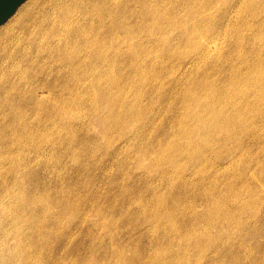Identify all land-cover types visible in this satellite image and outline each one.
<instances>
[{
  "label": "rangeland",
  "instance_id": "rangeland-1",
  "mask_svg": "<svg viewBox=\"0 0 264 264\" xmlns=\"http://www.w3.org/2000/svg\"><path fill=\"white\" fill-rule=\"evenodd\" d=\"M35 1L37 0H26L23 4H21L17 8L16 12L4 24L0 26V33L5 28H9L11 27V25L13 26L20 15L23 14L26 9ZM238 11L240 12L228 11L226 16L219 20L218 24H206V28H201L199 29L200 31L194 32V36H190L192 38L191 41L187 38L189 36L188 34L191 35L190 32H193V30L191 29V24H186L188 26L187 28H179L181 26H184L182 24L178 25L179 27H177V29L176 27H174L167 31L163 30L161 34L164 40L162 47L164 46V48H162L163 50L161 49V54L159 53L158 55H152V57L146 61H136L126 58L118 59L116 61L117 64L114 62L112 67V74L116 79L111 78L114 77L113 75L109 77H100L101 85L99 89H97L98 92H85L86 94H84V97L86 95L87 96L85 99L83 98L84 101H80V105L77 104L70 108H53L55 106L49 104L38 105L28 103L24 105H16L12 108L5 106L2 109L3 114L0 116V144H3L1 149L2 152L6 153L5 151H8L6 145H8L9 143L13 141L14 143H17V145L14 144V168L12 167V169L9 170V164L8 162H6L5 168L3 169V175L8 177L9 180L12 178V180L15 181V184L17 186H15V188L18 191V199H26L28 205L32 203L29 208L31 207L30 213L33 220L36 221V219H38L37 222H45L49 217V219L47 220L48 224L46 225L45 223L46 228L42 227L40 229H36L34 232L35 239L37 241L40 239L41 240L38 242L33 241V243L27 247L28 249L26 248L27 251L24 250L22 252L23 259L20 258L17 264H264V98L260 97L261 95H264V90L262 91V89H264V87H262L264 86V84L262 86H259L251 82L248 86H240V89H244L246 91L247 96L245 95L244 98L249 97V100L256 102V108H254V110L250 111L249 114H247L249 125L242 126L241 124L239 125V123H237L238 128L237 126L236 128L238 129V131L236 129L235 132L233 131L232 133H230L231 135L226 134L227 132L221 133L225 135H222L223 137L221 135L219 136L223 141L227 139L226 136H229V139L224 142H222L219 138L218 143H222L221 145L223 149L217 143V140L215 143L213 142L215 145L211 143L215 148H212L213 146H209V149H207V145L204 146L203 144L204 139L202 138V134L200 136L198 135L201 142L199 141V138H196L197 135L196 137L194 136L195 139H191V141L193 140V143L195 140L194 144H196L197 142V144L204 146L205 149H207L205 154L206 157L209 155L207 158H209L211 162H207V160L203 162L188 161L189 152L187 153V151L184 150V147L185 149L187 147L188 149H192L195 145L192 147L190 145V142H188L187 146V141H184L185 139L183 138L181 139L183 127L181 126V123H179L182 122V114L184 109L183 103L185 101L188 90H193L201 94L205 93V90L209 91L208 89H210L211 92L209 91L208 93L206 91V93H208L210 97L212 96V94V97H215L217 95L223 94L224 92H227L229 89H232V86L228 87V81L230 86V82L235 77V75L254 76L258 69L260 70V68L262 69L263 67L264 70V66H262V64L264 65V0H252L250 3L248 0L247 5ZM178 33L179 36H177ZM185 34L187 35L185 36ZM171 37L176 38V41ZM256 38L257 40L253 42V40H255ZM185 39L187 41V44L186 41H184ZM167 40L169 42H167ZM194 41L203 42V45L205 47L199 49L194 44ZM239 43H241V46L239 45ZM166 44H168L167 48L165 47ZM257 44H259V46ZM170 45H172V47H170ZM212 47L213 49H211ZM206 51H208V53ZM162 54L165 57H163ZM170 54L171 56H169ZM191 61L193 64L191 63ZM252 62L255 64L253 65ZM169 64L172 65L169 66ZM232 66L235 68L233 69ZM144 67L150 70L148 71ZM133 74L137 77H135ZM185 77L188 78L186 79ZM110 79L112 80V86L110 85V83H108L111 82ZM156 80L158 81L156 82ZM204 83L206 84V86ZM183 85L185 86L184 88ZM114 87L115 89H112ZM143 87L146 89L143 90ZM100 88L104 90L100 91ZM204 88L205 90H203ZM201 89L204 92H201ZM258 89L260 90L259 92ZM106 90L108 93L106 92ZM110 90L113 91V95L111 94ZM100 93L101 96L99 95ZM110 95H112L113 99H111ZM97 96H100L99 99L97 98ZM105 96L109 98L107 99V101H105ZM101 97H105V99L103 98L104 101H101V103H105L108 101L111 102L110 107H108L109 111L107 110V105L109 106V102L101 104L99 101L102 100L100 99ZM112 100H115L116 102H112ZM93 104L94 106L90 107ZM99 105L103 106L100 108ZM79 106L82 109L79 108ZM63 108L66 110V112H64L65 110ZM123 108L127 111L126 113ZM21 110L24 114L26 113L25 118L23 117L24 114H22V116V112H19ZM67 111H70V113L68 114ZM112 111L115 112V115L114 113H112ZM9 113H11V117L9 116ZM60 113L62 115H60ZM66 113V117H63V115ZM57 114L59 115L58 117ZM78 114L81 115L79 116ZM179 114L181 116L180 118H178ZM103 115L105 117L107 116L106 120H104L106 122L103 121V119L105 118L103 117ZM123 118H125L126 120ZM141 118H143L142 121ZM113 121L115 122L113 123ZM128 121L130 123L132 122L134 125L131 123L132 126H129L130 123ZM16 124H18V126H16ZM106 125L109 127L107 128ZM110 125H112V127H110ZM134 127L135 132L131 131L134 129ZM240 128L242 129V133H245V135H242ZM262 128L263 130H261ZM10 129H12V131ZM67 129L69 131H67ZM128 129L130 131V134H127ZM251 129L252 132H250ZM65 130L68 133H66ZM27 131L28 133H26ZM108 131L111 133H109ZM239 132L242 136L239 134ZM233 133H236L235 136L233 135ZM22 134H24V136ZM197 139L199 142L197 141ZM241 140H243V142ZM174 143V147H176L177 149L174 151L179 150L182 152L180 153L181 155L179 157L181 159L183 158V156L187 157L186 159L184 157L182 159L183 161L180 160L179 157H177V160L175 158V163L170 159V150L172 148L169 149V147H171L170 145ZM229 144L230 146L228 147ZM189 146H191V148ZM226 146L230 151L225 148ZM232 148L233 150H236V152H234L237 155L235 156L234 160H232L233 158H231L233 157L232 153H234ZM160 149H162L163 151H160ZM166 149H168V153L166 152ZM224 149L226 152L224 151ZM209 151L211 152L209 153ZM241 151H245L244 155H247L251 158H248L247 156L245 157L244 155L242 156L241 154H243V152ZM27 152H30V154ZM165 152L167 154H165ZM219 152H222L221 155L223 154V157L220 161L216 159V157L218 158L217 154H219ZM26 153L28 154L27 156ZM183 153H185V155ZM154 154H157V156L155 155L157 160L154 157ZM163 154L166 156L164 157ZM228 154L230 155V157ZM158 155L161 159L158 158ZM140 158L143 160L140 161ZM237 158H240L239 160L242 162H240ZM162 159L163 163L161 164V166L159 163L162 162ZM166 159L169 162L167 163V168L164 166V163L167 166ZM146 160H148L149 162ZM235 160L236 163L238 162V165L236 163H232L235 162ZM144 162L145 164H143ZM138 163L140 164L139 166H137ZM239 163H242V165ZM178 164L183 168L180 167L179 169ZM246 164L249 165L247 166ZM170 165H172V167L174 166L175 168L173 169L172 167H170ZM192 165L195 168H192ZM160 166L161 170L158 169L160 168ZM232 168L235 170H233ZM258 168L260 169V171ZM175 169H177V171H175L177 173L174 172ZM183 169H185L184 172ZM195 170L197 174L199 171V175L196 174ZM152 171L153 173H151ZM258 171L262 175H259ZM238 172H240V174ZM20 174L25 175L21 176ZM231 176H233L234 179L231 178ZM16 181L19 183V185L22 186H19ZM209 182L211 184H209ZM215 183H218L217 186ZM234 185L236 186L234 187ZM22 189L24 190V192H22ZM153 189L155 190V192L152 191ZM212 189L214 191L217 190V193ZM222 189H224V191ZM229 189L234 193L232 191L229 193ZM254 189L257 190V193ZM235 191L237 192L235 193ZM208 192L214 194L208 195ZM249 194L252 196H250ZM173 195L175 196V198ZM157 196L160 198H157ZM176 196L179 198L176 199ZM227 197L228 199H226ZM162 199L164 200V202ZM39 200L41 205L40 203H37ZM132 201L137 202L138 204L133 203ZM52 203L53 205H51ZM68 203L71 204L69 205ZM49 205L50 207H48ZM209 205H211L212 207ZM144 206L146 211L143 208ZM215 206L218 207V210L217 208H215ZM33 207L35 210H33L34 212L32 211ZM213 208L214 211L210 212L213 210ZM222 210H224L223 212L225 216L222 214ZM98 212L100 214H98ZM143 212L146 214L145 217V214ZM32 213L34 214L32 215ZM228 213H230V215H228ZM190 214L191 216L189 217ZM218 214L220 216L216 218ZM220 217L221 222H219ZM105 220H108V222ZM166 220L168 222H166ZM206 221H209L210 225L209 222L207 223ZM49 222H53L51 223V226ZM106 223H108V225ZM150 223L152 224L151 226ZM52 224L54 226H52ZM174 224L176 226L178 224L177 227L179 229ZM240 224H242L243 226ZM189 226H191L193 229ZM217 227L219 228L217 229ZM215 229L217 231H215ZM221 229L224 231L221 232ZM191 230H194L195 232L193 231V233ZM43 231L46 233V236L44 235L45 233ZM174 231H176L177 233L175 232V234ZM207 231L208 233H206V235L205 232ZM226 231L229 233H227ZM38 232H40L41 234ZM231 232L233 234H230ZM172 233H174V235ZM224 234L226 235L225 238L222 236ZM235 235L237 237H235ZM168 236L170 239H168ZM233 236L234 238H231ZM54 237L55 239H53ZM210 237L213 238L211 239ZM97 238L100 241H98ZM135 243H138L137 246ZM191 243L193 244L191 245ZM180 246L182 247V249ZM112 247L114 249H112ZM208 249H212L213 251H208ZM5 255H7V253H4V256ZM27 256H31L28 262L27 260H24V257ZM72 258L75 261L72 260ZM217 258L218 260H216ZM63 259L66 262L63 261ZM91 260H93V262H91ZM261 260L263 261L261 262Z\"/></svg>",
  "mask_w": 264,
  "mask_h": 264
},
{
  "label": "bare ground",
  "instance_id": "bare-ground-1",
  "mask_svg": "<svg viewBox=\"0 0 264 264\" xmlns=\"http://www.w3.org/2000/svg\"><path fill=\"white\" fill-rule=\"evenodd\" d=\"M248 0H37L32 5H30L26 11L20 15V17L15 21L14 25L9 28H5L0 33V116L3 114L2 109L5 106L12 108L16 105H24V104H38L44 105L49 104L56 107H65L70 108L75 105H80V101H84L86 96L84 97L85 92L92 91L91 93L98 92L97 89L100 87V77H109L112 74L113 63L118 59H133L136 61L139 60H148L152 57V55L161 54L162 44L164 42L162 31L169 30L171 28L179 27L178 25H184L179 28H187L186 24H191L193 32H190L187 37L191 41V37L195 35L194 32L200 31L201 28H206V24H218L219 20L226 16L228 11L240 12L238 10L242 9L247 5ZM252 0H249V3ZM257 14V13H256ZM210 25V26H211ZM245 25V24H244ZM190 26V25H189ZM234 26V25H233ZM238 26V25H237ZM236 28V25H235ZM241 28V27H240ZM189 30V29H188ZM179 31V30H178ZM235 31V30H234ZM176 32V31H175ZM173 33V32H172ZM181 33V32H180ZM171 35V34H170ZM175 35V34H174ZM187 34H185L186 36ZM240 35V34H238ZM179 36V33L178 35ZM184 36V35H183ZM191 36V37H190ZM217 37V35H216ZM215 37V38H216ZM234 37V36H233ZM172 39L176 38L171 37ZM178 38V37H177ZM181 38V37H180ZM207 38V37H206ZM232 38V37H231ZM205 39V38H204ZM250 39V38H249ZM248 39V40H249ZM253 39V38H252ZM182 40V39H181ZM221 40V39H220ZM235 40V39H233ZM257 38L254 41H256ZM186 41V39L184 40ZM167 42H169L167 40ZM166 42V43H167ZM262 43V42H261ZM170 44V43H169ZM187 44V41H186ZM194 44L199 48L205 47L203 42L194 41ZM241 43H239L240 45ZM165 45V44H164ZM168 44H166V48ZM194 45V46H195ZM259 46V44H257ZM174 46V45H173ZM187 46V45H186ZM216 46V45H214ZM219 46V45H218ZM241 46V45H240ZM172 47V45H170ZM177 47V46H175ZM208 48V47H207ZM170 49V48H169ZM196 49V48H195ZM194 49V50H195ZM213 49V47L211 48ZM210 49V50H211ZM262 49V48H261ZM260 49V50H261ZM163 50V49H162ZM259 50V49H258ZM166 51V50H165ZM257 51V50H255ZM164 52V51H163ZM162 52V53H163ZM184 52V51H183ZM198 52V51H197ZM208 53V51H206ZM240 52V51H239ZM170 53V52H169ZM174 53V50H173ZM238 53V52H237ZM242 53V52H241ZM257 53V52H256ZM164 54V53H163ZM162 54L163 57H165ZM174 55V54H173ZM187 55V54H186ZM193 55V54H192ZM195 55V54H194ZM206 55V54H204ZM171 56V54L169 55ZM240 56V55H239ZM260 56V55H259ZM186 57V56H185ZM184 57V58H185ZM191 57V56H190ZM171 58V57H170ZM169 58V59H170ZM157 59V58H156ZM160 59V58H159ZM164 59V58H163ZM183 59V58H182ZM205 59V58H204ZM243 60V58H242ZM246 60V59H245ZM261 60V59H260ZM152 61V60H151ZM156 61V60H155ZM154 62V60H153ZM165 62V61H163ZM162 62V63H163ZM194 62V61H193ZM247 62V61H246ZM137 63V62H136ZM139 63V62H138ZM158 63V61H157ZM156 63V65H157ZM170 63V62H169ZM192 63V61H191ZM238 63V61H237ZM242 63V61H241ZM253 63V62H252ZM117 64V63H116ZM131 64V63H130ZM150 64V63H149ZM155 64V63H153ZM165 64V63H164ZM193 64V63H192ZM233 64V62H232ZM255 63H253L254 65ZM166 65V64H165ZM172 65V64H171ZM169 64V66H171ZM199 65V64H198ZM249 65V64H248ZM247 65V66H248ZM252 65V66H253ZM133 66V64H132ZM191 66V65H190ZM238 66V65H237ZM262 66H264L262 64ZM116 67V66H115ZM164 67V65H163ZM162 67V69H163ZM173 67V66H172ZM231 67V65H230ZM233 67V66H232ZM134 68V67H133ZM141 68V67H140ZM146 68V67H144ZM154 68V67H153ZM235 67H233L234 69ZM115 69V68H114ZM135 69V68H134ZM133 69V70H134ZM147 69V68H146ZM159 69V68H158ZM176 69V68H175ZM174 69V70H175ZM244 69V68H243ZM148 70V69H147ZM150 70V69H149ZM148 70V71H149ZM178 70V69H177ZM236 70V69H235ZM246 70V69H245ZM256 70V69H255ZM115 71V70H114ZM113 71V72H114ZM124 71V70H123ZM136 71V70H135ZM134 71V72H135ZM146 71V70H145ZM173 71V70H172ZM171 71V72H172ZM243 71V70H242ZM153 72V71H152ZM156 72V71H154ZM241 72V71H240ZM238 72V73H240ZM254 72V71H253ZM117 73V72H115ZM122 73V71H121ZM141 73V72H140ZM158 73V72H157ZM168 73V72H167ZM191 73V72H190ZM231 73V71H230ZM229 73V74H230ZM237 73V72H236ZM127 74V73H126ZM118 75V74H117ZM121 75V74H120ZM119 75V76H120ZM134 75V74H133ZM132 75V76H133ZM172 75V74H171ZM217 75V74H216ZM114 76V75H113ZM137 77L136 75H134ZM133 76V77H134ZM231 76V75H230ZM150 77V76H149ZM112 79L115 78L111 77ZM123 78V77H122ZM142 78V76H141ZM158 78V77H157ZM186 78V77H185ZM188 78V77H187ZM186 78V79H187ZM105 79V78H104ZM107 79V78H106ZM116 79V78H115ZM119 79V77H118ZM146 79V78H145ZM163 79V78H162ZM111 80V79H110ZM230 80V79H229ZM153 81V80H152ZM158 80H156L157 82ZM205 81V80H204ZM104 82V81H103ZM115 82V81H114ZM113 82V83H114ZM118 82V81H117ZM130 82V81H129ZM255 83L259 86L264 84V70L263 67L256 72L254 76H236L231 80L230 86L228 81L229 89L227 92L223 94L217 95L215 97L209 96V91L205 90V93H197L193 90H188V93L185 97V101L183 103L184 109L182 114V122L181 126L182 137L181 139H185L186 145L188 146V142L193 147L192 149H188V147L184 150L187 151L189 157L188 161H205L211 162L209 158L206 157V150L209 149V146L215 145L214 143L217 140L219 141V136L224 135L222 132H227L226 134L231 135L233 131L235 132L238 128L237 123L242 126H247L248 117L250 111L256 108V102L249 100V97L244 98L246 95V91L244 89H240V86L249 85V83ZM110 85L112 86V80ZM135 83V82H134ZM225 83V82H224ZM145 84V83H144ZM205 84V83H204ZM226 84V83H225ZM109 85V86H110ZM120 85V84H119ZM130 85V84H129ZM185 85V84H184ZM183 85V88L185 87ZM253 85V84H252ZM155 86V84H154ZM187 86V85H186ZM206 86V84H205ZM121 87V86H120ZM134 87V86H133ZM145 87V86H144ZM143 87V90L146 88ZM153 87V86H152ZM209 87V86H208ZM258 87V86H257ZM264 87V86H262ZM109 88V87H108ZM140 88V87H139ZM151 88V87H150ZM207 88V87H206ZM214 88V87H213ZM245 88V87H244ZM256 88V87H254ZM253 88V89H254ZM112 89H115L112 88ZM138 89V88H136ZM135 89V90H136ZM152 89V88H151ZM194 89V88H193ZM225 89V88H224ZM260 89V88H259ZM258 89V92L260 91ZM104 90L100 88V91ZM109 90V89H107ZM106 90V92H107ZM132 90V89H131ZM141 90V89H140ZM202 90V89H201ZM201 92H204V91ZM264 89H262L263 91ZM111 94H112V90ZM118 91V90H117ZM139 91V90H137ZM136 91V92H137ZM200 91V90H199ZM206 91L208 93H206ZM222 91V90H221ZM254 91V90H253ZM105 92V91H104ZM116 92V90H115ZM211 92V91H210ZM220 92V91H219ZM108 93V92H107ZM119 93V92H118ZM138 93V92H137ZM143 93V91H142ZM215 93V92H214ZM106 94V93H105ZM120 94V93H119ZM135 94V92H134ZM218 94V93H217ZM264 94V92H263ZM101 96V93L99 94ZM103 95V93H102ZM108 95V94H107ZM106 95V96H107ZM113 95V94H112ZM112 95H110L111 99H113ZM90 96V95H89ZM99 96V97H100ZM105 96V97H106ZM140 96V95H139ZM247 96V95H246ZM255 96V95H254ZM253 96V97H254ZM97 96V98L99 99ZM105 97H103L105 99ZM109 97V96H108ZM138 97V96H137ZM264 98V95L260 96ZM84 98V99H83ZM89 98V97H87ZM102 97L99 100L104 101ZM97 99V101H98ZM106 97V100L107 101ZM124 100V99H123ZM264 100V99H263ZM86 101V100H85ZM111 101V100H110ZM115 100H112V102ZM128 101V100H126ZM125 101V104H126ZM257 101V100H256ZM260 101V100H259ZM89 102V101H88ZM94 102V100H93ZM92 102V103H93ZM109 102V101H108ZM105 102V103H108ZM116 102V101H115ZM99 103V102H98ZM99 103V104H100ZM101 103V104H105ZM107 105V110L108 107ZM128 103V102H127ZM259 104V103H258ZM96 105V104H95ZM145 105V104H144ZM94 106L91 105L90 107ZM100 106V105H99ZM98 106V107H99ZM103 106V105H102ZM100 106V108L102 107ZM123 106V105H122ZM126 106V105H125ZM124 107V106H123ZM131 107V106H128ZM127 107V108H128ZM182 107V105H181ZM180 107V108H181ZM52 108V107H51ZM79 108H81L79 106ZM96 108V107H95ZM99 108V109H100ZM116 108V106H115ZM126 108V107H125ZM264 108V106H263ZM64 109V108H63ZM82 109V108H81ZM90 109V108H89ZM97 109V108H96ZM37 110V109H36ZM65 110V109H64ZM92 110V108H91ZM103 110V109H102ZM114 110V109H110ZM124 110V108H123ZM40 111V110H39ZM54 111V109H53ZM63 111V110H62ZM61 111V112H62ZM83 111V110H82ZM94 111V108H93ZM106 111V110H105ZM109 111V110H108ZM106 111V112H108ZM125 113L127 112L124 110ZM140 111V110H139ZM142 111V110H141ZM261 111V109H260ZM20 113L22 112L19 111ZM60 112V109H59ZM66 112V110L64 111ZM68 112V111H67ZM78 112V111H76ZM81 112V111H80ZM130 112V111H128ZM259 112V111H258ZM19 113V114H20ZM39 113V112H38ZM37 113V114H38ZM58 113V112H57ZM70 111L68 112V114ZM109 113V112H108ZM112 113L115 112L112 111ZM117 113V111H116ZM122 113V112H121ZM124 113V114H125ZM253 113V112H252ZM256 113V112H255ZM5 114V113H4ZM11 113H9V116ZM24 114L23 112L21 115ZM26 114V113H25ZM24 114V118L26 117ZM53 114V113H52ZM107 114V113H106ZM104 114V115H106ZM142 114V113H141ZM254 114V113H253ZM60 115H62L60 113ZM67 113L63 115L66 117ZM79 115V114H78ZM81 115V114H80ZM79 115V116H80ZM103 115V117H105ZM112 115V114H111ZM123 115V114H122ZM131 115V114H130ZM263 115V114H262ZM42 116V115H41ZM59 115L57 114V117ZM78 116V117H79ZM113 116V115H112ZM253 116V115H252ZM258 116V115H257ZM6 117V116H5ZM3 117V118H5ZM18 117V116H17ZM50 117V116H49ZM54 117V116H53ZM62 117V118H63ZM107 117V116H106ZM106 117L103 119L106 120ZM110 117V115H109ZM180 114L179 117L180 118ZM121 118V117H120ZM133 118V117H132ZM131 118V119H132ZM250 118V117H249ZM256 118V117H255ZM18 119V118H17ZM29 119V118H28ZM66 119V118H65ZM125 119V118H123ZM127 119V114H126ZM125 119V120H126ZM139 119V117H138ZM143 118H141L142 121ZM176 119V118H175ZM263 119V118H262ZM261 119V120H262ZM27 120V119H26ZM56 120V119H55ZM113 120V119H112ZM133 120V119H132ZM260 120V119H259ZM258 120V121H259ZM31 121V120H30ZM122 121V120H121ZM140 121V119H139ZM106 122V121H104ZM111 122V121H110ZM115 121H113L114 123ZM125 122V121H124ZM129 122V121H128ZM135 122V121H134ZM52 123V122H51ZM108 123V122H107ZM112 123V124H113ZM118 123V122H117ZM120 123V122H119ZM122 123V122H121ZM130 123V122H129ZM132 123V122H131ZM129 126H132V124ZM139 123V122H137ZM173 123V122H172ZM254 123V122H253ZM19 124V123H18ZM16 124V126H18ZM24 124V122H23ZM171 124V123H169ZM11 125V124H10ZM69 125V124H68ZM134 125V124H133ZM9 126V125H8ZM7 126V127H8ZM36 126V125H35ZM38 126V124H37ZM116 126V125H115ZM118 126V124H117ZM177 126V125H176ZM237 126V128H236ZM253 126V125H252ZM24 127V126H23ZM73 127V126H72ZM108 128L109 126L106 125ZM112 127V125H110ZM179 127V124H178ZM240 127V126H239ZM249 127V126H248ZM251 127V126H250ZM17 128V127H16ZM28 128V126H27ZM32 128V127H31ZM104 128V127H103ZM128 128V127H127ZM130 128V127H129ZM264 128V127H263ZM263 128L261 130H263ZM23 129V128H22ZM34 129V128H33ZM61 129V128H60ZM69 129V128H68ZM67 129V131H69ZM117 129V128H115ZM241 129V128H240ZM239 129V130H240ZM246 129V128H245ZM253 129V128H252ZM252 129L250 132H252ZM12 131V129H10ZM28 130V129H27ZM38 130V129H37ZM72 130V129H71ZM75 130V129H74ZM257 130V129H256ZM33 131V130H32ZM66 130L65 132L68 133ZM105 131V130H104ZM110 131V130H109ZM108 131V132H109ZM117 131V130H115ZM114 131V132H115ZM122 131V130H119ZM124 131V130H123ZM126 131V129H125ZM127 134H130L129 129L127 130ZM135 132V127L133 130ZM238 131V129H237ZM245 131V130H244ZM64 132V131H63ZM64 132V133H65ZM72 132V131H71ZM70 132V133H71ZM75 132V131H74ZM112 132V133H114ZM178 132V131H177ZM257 132V131H256ZM255 132V134H256ZM28 133V131L26 132ZM65 133V134H66ZM73 133V132H72ZM111 133V132H109ZM118 133V132H117ZM125 133V132H124ZM237 133V132H236ZM235 133V134H236ZM242 133V129H241ZM247 133V131H246ZM106 134V133H104ZM119 134V133H118ZM117 134V135H118ZM122 134V133H120ZM176 134V133H175ZM203 135L204 146L207 145V149L204 146L199 144H194L193 140L194 136L199 138L200 135ZM233 133V135L235 136ZM240 134V132H239ZM24 136V134H22ZM173 135V134H172ZM199 135V136H198ZM241 135V134H240ZM242 135H245V133ZM241 135V136H242ZM248 135V134H247ZM254 135V134H253ZM252 135V136H253ZM264 135V134H263ZM7 136V135H5ZM17 136V135H16ZM75 136V133H74ZM105 136V135H104ZM175 136V135H174ZM225 136V135H224ZM237 136V135H236ZM255 136V135H254ZM111 137V135H110ZM122 137V136H121ZM185 137V138H184ZM223 137V136H222ZM232 137V136H231ZM258 137V136H257ZM11 138V137H10ZM104 138V137H103ZM120 138V137H119ZM174 138V137H173ZM229 139V136H226ZM238 138V136H237ZM260 138V137H259ZM9 139V138H8ZM7 139V141H8ZM106 139V138H105ZM195 139V138H194ZM223 139V138H222ZM225 139L224 141H227ZM239 139V138H238ZM237 139V140H238ZM241 139V137H240ZM107 140V139H106ZM109 140V139H108ZM177 140V139H176ZM202 140V139H201ZM221 140V138H220ZM6 141V142H7ZM13 141V140H12ZM116 141V140H115ZM158 141V140H156ZM168 141V140H167ZM180 141V140H179ZM183 141V140H182ZM198 141V139H197ZM198 141V142H199ZM224 142L223 140H221ZM235 141V138H234ZM243 142V140H241ZM37 142V141H36ZM73 142V141H72ZM129 142V141H128ZM161 142V141H160ZM166 142V141H165ZM171 142V141H170ZM174 142V141H173ZM172 142V143H173ZM201 142V141H200ZM214 142V143H213ZM231 142V141H230ZM154 143V142H153ZM157 143V142H156ZM155 143V144H156ZM181 143V142H180ZM193 143V144H191ZM213 145H212V144ZM226 143V142H225ZM237 143V142H236ZM235 143V144H236ZM7 144V143H6ZM5 144V145H6ZM14 144L17 143L11 142L6 145L8 151L6 153L2 152V145L0 144V264H17V262L22 258V252L26 250L28 246H30L33 241L38 242L40 240H36L34 237V232L36 229L44 228L47 220L45 222H37L38 219L33 220L31 216V211L26 199L20 200L18 199V191L15 188L16 184L12 178L9 180L8 177L3 175V169L5 168V163L8 162L9 170L13 167V157H14ZM35 144V141H34ZM177 144V143H176ZM183 144V143H182ZM219 144V143H218ZM222 144V143H221ZM220 147L222 148V145ZM224 144V143H223ZM232 144V143H231ZM241 144V143H239ZM238 144V145H239ZM159 145V143H158ZM168 145V144H166ZM179 145V144H178ZM226 145V144H225ZM29 146V145H28ZM172 148L170 151V159L175 163V158L179 157L182 153L177 150L175 143L170 145ZM181 146V145H180ZM191 146H189L191 148ZM218 146V145H217ZM230 144L228 145V147ZM232 146V145H231ZM5 147V146H4ZM19 147V146H18ZM157 147V146H156ZM164 147V146H163ZM219 147V148H220ZM237 147V146H236ZM235 147V148H236ZM74 148V147H73ZM178 148V147H177ZM180 148V147H179ZM212 148H215L214 146ZM211 148V149H212ZM227 148V146L225 147ZM234 148V147H233ZM232 148V150H233ZM37 149V148H36ZM165 149V148H164ZM183 149V148H182ZM223 149V148H222ZM228 149V148H227ZM34 150V149H33ZM162 149H160L161 151ZM173 150V151H172ZM213 150V149H212ZM218 150V149H217ZM229 150V149H228ZM247 150V149H246ZM25 151V150H24ZM32 151V150H30ZM35 151V150H34ZM74 151V150H73ZM163 151V150H162ZM183 151V150H182ZM214 151V150H213ZM221 151V150H220ZM225 151V149H224ZM223 151V152H224ZM230 151V150H229ZM228 151V152H229ZM236 150H233V152ZM240 151V150H238ZM248 151V150H247ZM246 151V153H247ZM37 152V151H36ZM168 153V149H166ZM165 152V154H167ZM211 151H209L210 153ZM218 152V151H217ZM226 152V151H225ZM233 154L232 160H234L236 153ZM243 152V151H241ZM245 152V151H244ZM241 154L242 156L244 155ZM30 154V152H27ZM26 153V156L28 155ZM153 153V152H152ZM186 153V154H187ZM222 153V152H221ZM219 152L218 158L216 159L220 161L222 159V155ZM159 154V153H157ZM157 154H154L157 156ZM185 155V153H183ZM182 154V155H183ZM208 154V151H207ZM213 154V153H212ZM211 154V155H212ZM250 154V153H249ZM152 155V154H151ZM164 155V154H163ZM226 155V153H225ZM229 155V154H228ZM142 156V155H141ZM166 155H164L165 157ZM168 156V155H167ZM214 156V154H213ZM241 156V157H242ZM245 156V155H244ZM247 156V155H246ZM245 156V157H246ZM16 157V156H15ZM147 157V156H146ZM150 157V156H149ZM153 157V158H154ZM185 156H183L184 158ZM215 157V156H214ZM230 157V155H229ZM240 157V156H239ZM248 157V156H247ZM20 158V157H18ZM23 158V157H22ZM144 158V156H143ZM152 158V157H151ZM156 158V157H155ZM154 158V159H155ZM158 158L161 159L158 155ZM180 158V157H179ZM182 158V159H183ZM187 157H185L186 159ZM230 158V159H231ZM243 158V157H242ZM241 158V159H242ZM251 158V157H248ZM150 159V158H149ZM180 158V160H182ZM184 159V160H185ZM190 159V160H189ZM209 159V160H208ZM215 159V161H216ZM229 159V158H228ZM238 160L240 158H237ZM247 159V158H246ZM19 160V159H18ZM143 159L140 158V161ZM157 160V158H156ZM214 160V158H213ZM231 160V161H232ZM245 160V159H243ZM20 161V160H19ZM148 161V160H146ZM155 161V160H154ZM161 161V160H160ZM167 161V159H166ZM165 161V162H166ZM170 161V160H169ZM183 161V160H182ZM181 161V163H182ZM230 161V162H231ZM240 161V160H239ZM251 161V159H250ZM16 162V160H15ZM32 162V161H31ZM149 162V161H148ZM214 162V161H213ZM229 162V160H228ZM227 162V163H228ZM242 162V161H240ZM141 163V162H140ZM158 163V161H157ZM163 163H159L160 165ZM169 163L168 161L166 164ZM171 163V162H170ZM192 163V162H191ZM216 163V162H215ZM213 163V164H215ZM220 163V162H219ZM222 163V162H221ZM232 163H236L232 162ZM238 163V162H237ZM236 163V164H237ZM247 163V162H246ZM20 164V162H19ZM142 164V163H141ZM145 164V162L143 163ZM151 164V163H150ZM180 164V163H179ZM178 164V166H179ZM187 164V163H186ZM218 164V163H217ZM229 164V163H228ZM242 165V163H239ZM140 164L138 163L137 166ZM147 165V164H146ZM175 165V164H174ZM191 165V164H190ZM194 165V163H193ZM192 168H195L193 167ZM206 165V164H205ZM204 165V166H205ZM212 165V164H211ZM220 165V164H219ZM238 165V164H237ZM244 165V164H243ZM247 165V164H246ZM249 165V164H248ZM247 165V166H248ZM19 166V165H18ZM21 166V165H20ZM35 166V165H34ZM154 166V165H153ZM151 166V167H153ZM162 166V165H161ZM161 166L160 169L161 170ZM164 166H167L164 163ZM196 166V165H195ZM199 166V165H198ZM226 166V165H225ZM229 166V165H227ZM256 166V165H255ZM143 167V166H142ZM149 167V166H148ZM172 167V165H170ZM182 166H179V169ZM188 167V166H186ZM202 167V166H201ZM200 167V169H201ZM213 167V166H212ZM219 167V166H218ZM233 167V166H232ZM236 167V166H235ZM239 167V166H238ZM241 167V166H240ZM14 168V167H13ZM137 168V167H136ZM175 168L174 166L172 167ZM183 168V167H182ZM181 168V169H182ZM211 168V167H210ZM216 168V167H215ZM227 168V167H226ZM249 168V167H248ZM262 168V167H261ZM22 169V168H21ZM145 169V168H142ZM155 169V168H154ZM153 169V170H154ZM156 169V170H158ZM172 169V170H173ZM186 169V168H185ZM183 169V172L184 170ZM199 169V170H200ZM204 169V168H203ZM202 169V171H203ZM221 169V166H220ZM233 169V168H232ZM238 169V168H237ZM259 169V168H258ZM14 170V169H13ZM17 170V169H16ZM138 170V169H136ZM155 170V171H156ZM197 170V169H196ZM195 170V172H196ZM208 170V169H207ZM225 170V168H224ZM235 170V169H233ZM250 170V169H249ZM8 171V170H7ZM20 171V169H19ZM151 171V170H150ZM163 171V170H162ZM167 171V170H166ZM177 169L174 170V172ZM191 171V170H190ZM243 171V170H242ZM260 171V169H259ZM258 171L259 175L261 174ZM262 171V169H261ZM264 171V170H263ZM23 172V171H22ZM21 172V173H22ZM134 172V171H133ZM132 172V173H133ZM169 172V171H168ZM172 172V171H171ZM170 172V173H171ZM241 172V171H240ZM240 172H238L240 174ZM16 173V171H15ZM131 173V174H132ZM153 173V171L151 172ZM166 173V172H165ZM177 173V172H175ZM215 173V172H214ZM30 174V173H29ZM162 174V172H161ZM197 174V172H196ZM238 174V175H239ZM21 175V174H20ZM25 175V174H24ZM23 174L21 176H24ZM156 175V174H155ZM167 175V174H166ZM187 175V174H186ZM199 175V171L198 174ZM196 175V176H197ZM205 175V174H204ZM244 175V174H243ZM249 175V174H247ZM262 175V174H261ZM150 176V174H149ZM181 176V175H180ZM201 176V175H200ZM199 176V177H200ZM215 176V175H214ZM217 176V175H216ZM242 176V175H241ZM255 176V175H254ZM175 177V176H174ZM190 177V176H189ZM211 177V176H210ZM213 177V176H212ZM253 177V176H252ZM17 178V177H16ZM187 178V177H186ZM204 178V177H203ZM222 178V175H221ZM230 178V177H229ZM233 178V176H231ZM230 178V179H231ZM248 178V177H247ZM22 179V178H21ZM212 179V178H211ZM228 179V178H227ZM226 179V180H227ZM234 179V178H233ZM249 179V178H248ZM203 180V179H202ZM123 181V179H122ZM201 181V178H200ZM236 181V180H235ZM241 181V180H240ZM249 181V180H248ZM17 182V181H16ZM23 182V181H21ZM217 182V179H216ZM18 183V182H17ZM220 183V182H219ZM234 183V182H232ZM247 183V182H246ZM245 183V184H246ZM23 184V183H22ZM209 184H211L209 182ZM216 184V183H215ZM218 184V183H217ZM216 184V186H217ZM222 184V183H221ZM230 184V183H229ZM228 184V185H229ZM236 184V183H234ZM19 185V183H18ZM22 186V185H19ZM203 186V185H200ZM221 186V185H220ZM219 186V187H220ZM232 186V185H230ZM236 185H234L235 187ZM17 187V186H16ZM229 187V186H228ZM249 187V186H248ZM22 188V187H21ZM170 188V187H169ZM208 188V187H207ZM206 188V189H207ZM213 188V187H212ZM244 188V187H243ZM246 188V187H245ZM250 188V187H249ZM24 189V188H23ZM22 189V190H23ZM155 189V188H154ZM152 190L155 192V190ZM216 189V188H215ZM232 189V188H231ZM237 189V188H236ZM235 189V190H236ZM170 190V189H169ZM213 190V189H212ZM219 190V189H218ZM224 191V189H222ZM228 190V188H227ZM239 190V189H238ZM255 190V189H254ZM160 191V190H159ZM192 191V190H191ZM207 191V190H206ZM214 191V190H213ZM232 190L229 189V193ZM257 190H255L256 192ZM24 192V190L22 191ZM157 192V191H156ZM171 192V191H170ZM210 192V191H209ZM208 192V195L211 194ZM217 193V190L214 191ZM233 192V191H232ZM237 191H235L236 193ZM239 192V191H238ZM243 192V190H242ZM247 192V191H246ZM252 192V191H251ZM20 193V192H19ZM221 193V192H220ZM225 193V192H224ZM234 193V192H233ZM257 193V192H256ZM25 194V193H24ZM153 194V193H152ZM157 194V193H156ZM160 194V193H159ZM212 193L211 195H213ZM227 194V193H226ZM243 194V193H242ZM158 195V194H157ZM171 195V194H170ZM175 195V194H174ZM173 195V196H174ZM230 195V194H229ZM239 195V193H238ZM250 195V194H249ZM22 196V195H21ZM25 196V195H24ZM159 196V195H158ZM157 198H160L158 197ZM169 196V195H167ZM178 196V195H177ZM176 196V197H177ZM245 196V195H244ZM252 196V195H250ZM129 197V196H128ZM156 197V196H155ZM208 197V196H207ZM206 197V198H207ZM212 197V196H211ZM229 197V196H228ZM228 197L226 199H228ZM231 197V196H230ZM241 197V196H240ZM259 197V194H258ZM26 198V197H25ZM133 198V197H132ZM164 198V197H163ZM175 198V196H174ZM177 197L176 199H178ZM215 198V197H214ZM47 199V198H46ZM140 199V198H139ZM138 199V203H139ZM150 199V198H149ZM219 199V197H218ZM217 199V200H218ZM225 199V200H226ZM32 200V199H31ZM29 200V201H31ZM34 200V198H33ZM41 200V199H40ZM40 200L37 202L40 203ZM131 200V198H130ZM129 200V201H130ZM141 200V199H140ZM158 200V199H157ZM160 200V199H159ZM163 200V199H162ZM174 200V199H173ZM172 200V201H173ZM190 200V199H189ZM213 200V198H212ZM211 200V201H212ZM221 200V199H220ZM231 200V199H230ZM49 201V200H48ZM135 201V200H133ZM132 201V202H133ZM167 201V200H166ZM178 201V200H177ZM176 201V202H177ZM191 201V200H190ZM194 201V200H193ZM199 201V200H198ZM216 201V200H215ZM214 201V202H215ZM249 201V200H248ZM247 201V202H248ZM131 202V203H132ZM153 202V201H152ZM164 202V200H163ZM175 202V201H174ZM210 202V201H209ZM213 202V201H212ZM220 202V201H219ZM218 202V203H219ZM229 202V200H228ZM34 203V202H33ZM137 203V202H133ZM137 203V204H138ZM159 203V202H158ZM190 203V202H189ZM195 203V202H194ZM205 203V202H204ZM36 204V203H35ZM50 204V203H46ZM67 204V202H66ZM65 204V205H66ZM69 205L71 203H68ZM129 204V203H128ZM141 204V202H140ZM155 204V202H154ZM225 204V202H224ZM223 204V206H224ZM257 204V203H256ZM261 204V203H260ZM34 205V204H33ZM41 205V203H40ZM53 205V203L51 204ZM99 205V204H98ZM134 205V204H132ZM158 205V204H157ZM164 205V204H163ZM181 205V204H180ZM38 206V205H37ZM67 206V205H66ZM101 206V205H100ZM99 206V207H100ZM103 206V205H102ZM152 206V205H151ZM150 206V207H151ZM211 206V205H209ZM40 207V206H39ZM46 207V206H45ZM50 207V205L48 206ZM98 207V208H99ZM165 207V206H164ZM178 207V206H177ZM212 207V206H211ZM47 208V207H46ZM66 208V207H65ZM145 210V206L143 207ZM158 208V207H157ZM166 208V207H165ZM180 208V207H179ZM208 208V207H207ZM215 208L218 207L215 206ZM34 207L32 208V211ZM127 210V209H126ZM152 210V208H151ZM243 210V208H242ZM246 210V208H245ZM248 210V207H247ZM256 210V207H255ZM35 211V210H34ZM33 211V212H34ZM49 211V210H47ZM52 211V210H51ZM50 211V212H51ZM67 211V210H65ZM129 211V210H128ZM146 211V210H145ZM208 211V210H207ZM214 208L212 211L213 212ZM224 210H222V214L224 215ZM226 211V210H225ZM236 211V210H235ZM96 212V211H95ZM100 212V211H99ZM98 212V214H100ZM102 212V211H101ZM141 212V211H140ZM158 212V211H157ZM209 212V213H210ZM219 212V211H218ZM217 212V213H218ZM36 213V212H35ZM43 213V212H42ZM46 213V212H44ZM70 213V212H69ZM142 213V212H141ZM144 213V212H143ZM173 213V211H172ZM186 213V212H185ZM208 213V212H207ZM215 213V212H214ZM213 213V214H214ZM216 213V215H217ZM34 213H32L33 215ZM41 214V212H40ZM145 214V213H144ZM148 214V212H147ZM158 214V213H157ZM156 214V215H157ZM168 214V213H166ZM165 214V215H166ZM187 214V213H186ZM193 214V213H192ZM250 214V213H249ZM260 214V213H259ZM36 215V214H35ZM59 215V214H58ZM141 215V214H140ZM151 215V214H150ZM164 215V216H165ZM230 215V213H228ZM258 215V214H257ZM60 216V215H59ZM100 216V215H99ZM146 214L144 215V217ZM152 216V215H151ZM170 216V215H169ZM168 216V217H169ZM186 216V215H185ZM191 214L189 215V217ZM209 216V215H208ZM220 215L218 214L217 217ZM225 216V215H224ZM36 217V216H35ZM41 217V216H40ZM53 217V216H52ZM61 217V216H60ZM59 217V218H60ZM103 217V216H102ZM125 217V216H124ZM148 217V216H147ZM176 217V216H175ZM174 217V218H175ZM207 217V216H206ZM213 217V216H212ZM228 217V216H227ZM34 218V216H33ZM43 218V217H42ZM45 218V216H44ZM58 218V219H59ZM177 218V217H176ZM208 218V217H207ZM206 218V219H207ZM232 218V217H231ZM62 219V218H61ZM107 219V218H106ZM152 219V217H151ZM163 219V218H162ZM190 219V218H189ZM224 219V218H223ZM56 220V219H55ZM109 220V219H108ZM108 220H105L108 222ZM155 220V219H154ZM172 220V219H171ZM205 220V219H204ZM221 217L219 218V222ZM225 220V219H224ZM41 221V220H40ZM110 221V220H109ZM120 221V220H119ZM144 221V219H143ZM158 221V220H157ZM176 221V220H175ZM190 221V220H189ZM153 222V221H152ZM166 222H168L166 220ZM207 222V221H206ZM209 222V221H208ZM207 222V223H208ZM218 222V223H219ZM226 222V221H225ZM50 223V222H49ZM53 223V222H51ZM50 223V226H51ZM58 223V222H57ZM110 223V222H109ZM114 223V222H113ZM146 223V221H145ZM149 223V222H148ZM154 223V222H153ZM159 223V221H158ZM162 223V222H161ZM177 223V222H176ZM213 223V222H212ZM64 224V223H63ZM62 224V225H63ZM108 225V223H106ZM121 224V223H120ZM160 224V223H159ZM195 224V223H194ZM197 224V223H196ZM200 224V223H199ZM217 224V223H216ZM58 225V224H57ZM146 225V224H145ZM144 225V226H145ZM149 225V224H148ZM152 224L150 223V226ZM158 225V224H157ZM161 225V224H160ZM175 225V224H174ZM201 225V224H200ZM206 225V224H205ZM210 225V222H209ZM242 225V224H240ZM52 226H54L52 224ZM170 226V225H168ZM176 226V225H175ZM178 226V224H177ZM176 226V227H177ZM199 226V225H198ZM202 226V225H201ZM218 226V225H217ZM224 226V225H223ZM243 226V225H242ZM110 227V226H109ZM158 227V226H157ZM192 228L191 226H189ZM195 227V226H194ZM46 228V227H45ZM59 228V227H58ZM178 228V227H177ZM176 228V229H177ZM189 228V230H190ZM202 228V227H201ZM200 228V229H201ZM219 227H217L218 229ZM225 228V227H224ZM50 229V228H49ZM53 229V227H52ZM121 229V228H120ZM150 229V228H149ZM179 229V228H178ZM193 229V228H192ZM197 229V228H196ZM198 229V230H200ZM60 230V229H57ZM63 230V229H62ZM61 230V232H62ZM154 230V229H153ZM159 230V229H158ZM165 230V229H164ZM188 230V231H189ZM195 230V229H194ZM193 230V231H194ZM202 230V229H201ZM242 230V228H241ZM49 231V230H47ZM115 231V230H113ZM119 231V230H118ZM146 231V230H145ZM148 231V230H147ZM177 231V230H176ZM174 231V233L176 232ZM179 231V230H178ZM192 231V230H191ZM192 231V232H193ZM215 231H217L215 229ZM224 231L221 229V232ZM44 232V231H43ZM42 232V233H43ZM94 232V231H92ZM122 232V231H121ZM119 232V233H121ZM163 232V231H162ZM180 232V231H179ZM195 232V231H194ZM193 232V233H194ZM227 232V231H226ZM235 232V231H234ZM40 233V232H38ZM45 233V232H44ZM43 233V234H44ZM49 233V232H47ZM54 233V232H53ZM174 233H172L174 235ZM177 233V232H176ZM175 233V234H176ZM184 233V232H183ZM182 233V234H183ZM208 233L205 232V234ZM229 233V232H227ZM226 233V234H227ZM41 234V233H40ZM51 234V233H50ZM76 234V233H75ZM157 234V233H156ZM186 234V233H185ZM216 234V232H215ZM230 234H233L232 232ZM237 234V233H235ZM46 236V233L44 234ZM49 235V234H47ZM59 235V234H58ZM179 235V234H178ZM195 235V234H193ZM207 235V234H206ZM210 235V234H209ZM220 235V234H219ZM240 235V232H239ZM238 235V236H239ZM119 236V235H118ZM117 236V237H118ZM155 236V235H154ZM221 236V235H220ZM224 238L226 235H222ZM231 236V235H230ZM44 237V236H43ZM219 237V236H218ZM235 237H237L235 235ZM157 238V237H156ZM211 238V237H210ZM213 238V237H212ZM211 238V239H212ZM220 238V237H219ZM231 238H234L231 237ZM49 239V238H48ZM55 239V237L53 238ZM155 239V238H154ZM168 239L169 236H168ZM98 240V238H97ZM177 240V239H176ZM193 240V239H192ZM223 240V238H222ZM233 240V239H232ZM54 241V240H53ZM56 241V240H55ZM100 241V240H98ZM131 241V240H130ZM157 241V240H156ZM202 241V240H201ZM211 241V240H210ZM220 241V240H218ZM236 241V240H235ZM234 241V242H235ZM133 242V241H132ZM139 242V241H138ZM142 242V241H141ZM172 242V241H171ZM180 242V241H179ZM182 242V241H181ZM212 242V241H211ZM210 242V244H211ZM216 242V241H215ZM251 242V241H250ZM43 243V242H42ZM48 243V242H47ZM115 243V242H114ZM113 243V244H114ZM174 243V241H173ZM241 243V242H240ZM35 244V243H34ZM136 244V243H135ZM138 244V243H137ZM136 244V246H137ZM171 244V243H170ZM193 243H191L192 245ZM209 244V243H208ZM216 244V243H215ZM115 245V244H114ZM238 245V244H237ZM42 246V244H41ZM53 246V245H51ZM50 246V247H51ZM158 246V245H156ZM195 246V245H194ZM210 246V245H209ZM232 246V244H231ZM125 247V246H124ZM127 247V246H126ZM166 247V246H165ZM175 247V246H173ZM181 247V246H180ZM215 247V246H213ZM248 247V246H247ZM37 248V247H36ZM53 248V247H52ZM120 248V247H119ZM122 248V247H121ZM133 248V247H132ZM138 248V247H137ZM178 248V247H177ZM28 249V248H27ZM112 249H114L112 247ZM123 249V248H122ZM130 249V248H129ZM144 249V248H143ZM166 249V248H165ZM182 249V247H181ZM218 249V248H217ZM52 250V249H51ZM119 250V249H118ZM121 250V249H120ZM139 250V249H138ZM151 250V249H150ZM178 250V249H176ZM194 250V249H193ZM248 250V249H247ZM27 251V250H26ZM37 251V250H36ZM123 251V250H122ZM121 251V252H122ZM132 251V250H131ZM157 251V250H156ZM187 251V250H186ZM189 251V250H188ZM198 251V250H197ZM208 251H213L212 249H208ZM116 252V251H115ZM136 252V251H134ZM148 252V251H147ZM160 252V251H158ZM157 252V253H158ZM171 252V251H170ZM4 253L7 255L4 256ZM123 253V252H122ZM121 253V254H122ZM143 253V252H142ZM145 253V252H144ZM173 253V252H172ZM180 253V252H179ZM41 254V253H40ZM135 254V253H134ZM147 254V253H146ZM159 254V253H158ZM157 254V255H158ZM163 254V252H162ZM181 254V253H180ZM188 254V253H187ZM191 254V253H190ZM186 255V254H185ZM189 255V254H188ZM264 256V255H263ZM262 256V257H263ZM135 257V256H134ZM149 257V256H148ZM156 257V256H155ZM159 257V256H157ZM167 257V256H166ZM249 257V256H248ZM31 256L24 257V260L29 261ZM43 258V257H42ZM137 258V257H136ZM161 258V257H159ZM224 258V257H223ZM264 258V257H263ZM41 259V258H40ZM54 259V258H53ZM71 259V258H70ZM146 259V258H145ZM166 259V258H165ZM187 259V258H186ZM226 259V258H225ZM42 260V259H41ZM72 260H74L72 258ZM90 260V259H89ZM126 260V259H125ZM138 260V259H136ZM141 260V258H140ZM218 260V258L216 259ZM45 261V260H44ZM52 261V260H51ZM60 261V259H59ZM62 261V260H61ZM63 261H65L63 259ZM62 261V262H63ZM75 261V260H74ZM124 261V260H123ZM164 261V260H163ZM171 261V260H170ZM183 261V260H182ZM263 260H261L262 262ZM56 262V261H55ZM66 262V261H65ZM73 262V261H72ZM93 262V260H91ZM130 262V261H129ZM165 262V261H164ZM214 262V261H213ZM173 263V262H172ZM182 263V262H181ZM217 263V262H216ZM42 264V263H41ZM54 264V263H52ZM65 264V263H64ZM69 264V263H68ZM72 264V263H71ZM76 264V263H75ZM91 264V263H90ZM126 264V263H125ZM157 264V263H156ZM220 264V263H219ZM223 264V263H222Z\"/></svg>",
  "mask_w": 264,
  "mask_h": 264
},
{
  "label": "water",
  "instance_id": "water-1",
  "mask_svg": "<svg viewBox=\"0 0 264 264\" xmlns=\"http://www.w3.org/2000/svg\"><path fill=\"white\" fill-rule=\"evenodd\" d=\"M26 0H0V26L4 24Z\"/></svg>",
  "mask_w": 264,
  "mask_h": 264
}]
</instances>
